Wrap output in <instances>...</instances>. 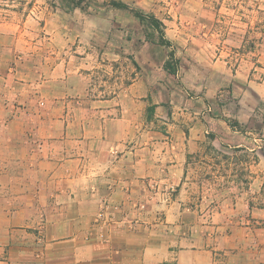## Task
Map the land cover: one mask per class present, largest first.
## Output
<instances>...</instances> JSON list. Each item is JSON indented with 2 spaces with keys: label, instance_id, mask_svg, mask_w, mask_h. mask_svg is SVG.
<instances>
[{
  "label": "crops",
  "instance_id": "obj_1",
  "mask_svg": "<svg viewBox=\"0 0 264 264\" xmlns=\"http://www.w3.org/2000/svg\"><path fill=\"white\" fill-rule=\"evenodd\" d=\"M0 1L14 67L0 108V264H264V26L256 61L233 64L163 19L207 34V0H115L161 19L169 46L112 0ZM103 67L115 76L93 75ZM193 166L233 184L191 190Z\"/></svg>",
  "mask_w": 264,
  "mask_h": 264
},
{
  "label": "rangeland",
  "instance_id": "obj_2",
  "mask_svg": "<svg viewBox=\"0 0 264 264\" xmlns=\"http://www.w3.org/2000/svg\"><path fill=\"white\" fill-rule=\"evenodd\" d=\"M26 2V1H25ZM170 2V1H169ZM210 8L213 11L212 17L209 19H201V25H204L205 22L210 27V30L207 34H204V30L206 28H201L199 30L198 27H187V25L191 24V20L193 19H183V18H173L167 17L163 18L166 21L174 22L177 25V36L181 37V41H192L193 37H203L207 41H210L216 44L217 47L224 48L225 54H230L233 64H239L243 59L249 60L251 62L256 61V56L254 53H257V48L259 44L263 41L262 30L264 26V10L258 8L257 0L249 1V0H207ZM162 3L164 7H170V3H167L166 0H163ZM27 3H24L21 10L24 8L27 9ZM10 6L7 3L0 1V8H8ZM18 7H21L19 4ZM5 12V11H4ZM23 12V10H22ZM170 15V14H166ZM197 25H199L198 19ZM180 30H185L184 32H180ZM196 31V32H194ZM194 32V33H193ZM201 33V34H200ZM0 61L5 62L6 64H0V108L2 104L1 95L5 93V90L9 89L7 81L5 79L13 78V66L10 64L11 60L9 55H4V53H0ZM104 69V70H101ZM121 70V69H120ZM110 68L103 67L96 70L94 76L100 77L101 79H105L106 77L115 76V73L108 72ZM112 71V70H111ZM131 71L125 70L122 75L125 76L122 80H118V82L114 85V83H108L110 89H118L121 84L129 81L131 77ZM7 84V85H6ZM6 90V92H7ZM5 96V95H4ZM9 116L4 118V122L8 120ZM198 169V168H197ZM211 167H201L200 170L207 172L212 170ZM191 172L189 173V177L186 179L187 186H191V190L197 191L204 185L212 186L213 196L219 197V188L225 185L233 184V179L228 178H194L193 172L195 170V166L191 167ZM241 186L246 187L247 182L249 181L246 178L241 179ZM194 191V192H195ZM218 194V195H217Z\"/></svg>",
  "mask_w": 264,
  "mask_h": 264
},
{
  "label": "trees",
  "instance_id": "obj_3",
  "mask_svg": "<svg viewBox=\"0 0 264 264\" xmlns=\"http://www.w3.org/2000/svg\"><path fill=\"white\" fill-rule=\"evenodd\" d=\"M80 3L81 1H78V4ZM110 4L115 7L130 9L127 4L119 1L112 0ZM130 10L137 17H139L141 22L145 25L146 37L148 40L158 42L166 46L170 45V41L165 37V23L161 19L157 18L154 14H144L134 8ZM165 68L170 72H176V60L173 52L169 53V60L165 63ZM152 109L153 107H149V111H151Z\"/></svg>",
  "mask_w": 264,
  "mask_h": 264
}]
</instances>
